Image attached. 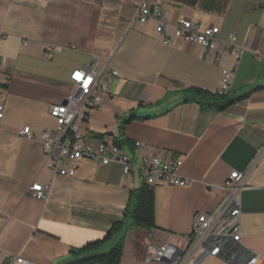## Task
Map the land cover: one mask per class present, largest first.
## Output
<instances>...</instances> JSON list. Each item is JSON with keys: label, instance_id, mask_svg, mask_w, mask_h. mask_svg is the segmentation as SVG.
Segmentation results:
<instances>
[{"label": "crops", "instance_id": "obj_1", "mask_svg": "<svg viewBox=\"0 0 264 264\" xmlns=\"http://www.w3.org/2000/svg\"><path fill=\"white\" fill-rule=\"evenodd\" d=\"M141 2L0 0V264H17V257L63 264L72 250L106 237L142 184L138 170L127 175L117 161L83 160L74 176L45 166L41 131L56 129L49 107L74 91V70L95 62L106 68L107 90L80 123L79 142L117 143L123 133L133 161L143 154L181 158L179 174L189 180L155 186V227L128 231L120 264H148L149 243L184 246L195 215L214 211L229 175L254 162L241 198L239 259L256 255L264 264V89L224 110L180 100L190 88L217 93L224 68L233 72L230 96L264 85V0H154L168 14L169 44L157 34V20L133 23ZM181 17L219 25L223 40L235 34L242 55L206 52L176 37L173 23ZM26 125L35 139L20 135ZM34 182L49 186L48 198L29 190ZM202 264L236 263L211 256Z\"/></svg>", "mask_w": 264, "mask_h": 264}, {"label": "built area", "instance_id": "obj_2", "mask_svg": "<svg viewBox=\"0 0 264 264\" xmlns=\"http://www.w3.org/2000/svg\"><path fill=\"white\" fill-rule=\"evenodd\" d=\"M168 14L154 0H142L134 16V22L158 21L157 34L165 44L171 42L166 33ZM174 34L187 42L201 45L206 52L213 51L218 55L230 53L238 60L243 49L238 45L237 36L231 34L227 40L220 37L219 25L202 26L200 20L188 17L178 18L174 23ZM52 57L53 54L51 53ZM106 68L98 69V63L79 68L71 73L75 86L65 99L67 102L53 103L49 107L50 115L56 121L55 132L43 128L40 140L44 146L45 166L55 174L74 176L83 160H92L102 164L113 161L122 163L123 171L129 175L138 170L141 183L156 186H186L189 180L179 174L183 159L164 161L157 156L141 155L138 162L133 161L126 149L118 143L101 142L97 147L83 145L79 142L80 123L90 118V111L100 106L107 85L102 80ZM117 74V72H113ZM223 78L218 93L227 94L231 90L233 72L224 68ZM5 113V105L0 104V118ZM20 135L35 139L30 125L20 130ZM136 150H143L141 142H135ZM256 162L245 171H233L226 179V195L220 205L212 212H198L193 221L187 243L184 246L170 243L147 245L145 262L158 264H202L214 256L236 264H259L260 257L252 255L240 262L242 243L241 212L242 192L247 186V179ZM37 197L48 198L49 186L34 182L30 188ZM17 264H28L23 257L16 258Z\"/></svg>", "mask_w": 264, "mask_h": 264}, {"label": "trees", "instance_id": "obj_3", "mask_svg": "<svg viewBox=\"0 0 264 264\" xmlns=\"http://www.w3.org/2000/svg\"><path fill=\"white\" fill-rule=\"evenodd\" d=\"M264 89V85L256 86L236 97L229 94L221 95L200 88H190L180 93L182 102L194 101L201 108H216L224 110L230 105L248 98L253 92ZM135 117L131 116L124 124ZM121 147L130 143L123 136L117 141ZM155 227V186L141 184L130 191L129 200L125 208L123 219L112 224L105 238L90 242L86 246L72 250L73 257L63 264H120L123 257L125 239L131 228L150 229ZM115 240V243L105 251L103 247Z\"/></svg>", "mask_w": 264, "mask_h": 264}, {"label": "rangeland", "instance_id": "obj_4", "mask_svg": "<svg viewBox=\"0 0 264 264\" xmlns=\"http://www.w3.org/2000/svg\"><path fill=\"white\" fill-rule=\"evenodd\" d=\"M113 244L109 243L105 248L102 249V251L108 250Z\"/></svg>", "mask_w": 264, "mask_h": 264}, {"label": "water", "instance_id": "obj_5", "mask_svg": "<svg viewBox=\"0 0 264 264\" xmlns=\"http://www.w3.org/2000/svg\"><path fill=\"white\" fill-rule=\"evenodd\" d=\"M67 101L66 100H64V103H66Z\"/></svg>", "mask_w": 264, "mask_h": 264}]
</instances>
